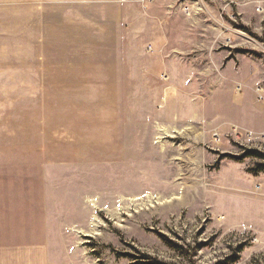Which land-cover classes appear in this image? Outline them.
I'll return each mask as SVG.
<instances>
[{
	"label": "rangeland",
	"instance_id": "rangeland-1",
	"mask_svg": "<svg viewBox=\"0 0 264 264\" xmlns=\"http://www.w3.org/2000/svg\"><path fill=\"white\" fill-rule=\"evenodd\" d=\"M6 198L49 264H264V0H0Z\"/></svg>",
	"mask_w": 264,
	"mask_h": 264
},
{
	"label": "crops",
	"instance_id": "crops-1",
	"mask_svg": "<svg viewBox=\"0 0 264 264\" xmlns=\"http://www.w3.org/2000/svg\"><path fill=\"white\" fill-rule=\"evenodd\" d=\"M5 200H0V264H49L41 238V215L11 214L9 199Z\"/></svg>",
	"mask_w": 264,
	"mask_h": 264
}]
</instances>
